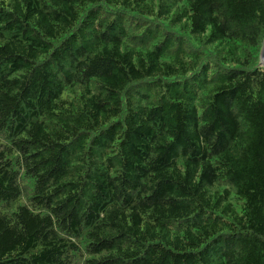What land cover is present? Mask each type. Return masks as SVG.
I'll return each instance as SVG.
<instances>
[{"label":"trees","instance_id":"trees-1","mask_svg":"<svg viewBox=\"0 0 264 264\" xmlns=\"http://www.w3.org/2000/svg\"><path fill=\"white\" fill-rule=\"evenodd\" d=\"M263 40L264 0H0V264H264Z\"/></svg>","mask_w":264,"mask_h":264},{"label":"water","instance_id":"water-1","mask_svg":"<svg viewBox=\"0 0 264 264\" xmlns=\"http://www.w3.org/2000/svg\"><path fill=\"white\" fill-rule=\"evenodd\" d=\"M262 62H263V65H264V47H263V50H262Z\"/></svg>","mask_w":264,"mask_h":264},{"label":"bare ground","instance_id":"bare-ground-1","mask_svg":"<svg viewBox=\"0 0 264 264\" xmlns=\"http://www.w3.org/2000/svg\"><path fill=\"white\" fill-rule=\"evenodd\" d=\"M83 24V23H82ZM69 103V102H68ZM60 107V106H59ZM67 110V109H66ZM69 110V109H68ZM119 116V115H118ZM109 123V122H108Z\"/></svg>","mask_w":264,"mask_h":264},{"label":"rangeland","instance_id":"rangeland-1","mask_svg":"<svg viewBox=\"0 0 264 264\" xmlns=\"http://www.w3.org/2000/svg\"><path fill=\"white\" fill-rule=\"evenodd\" d=\"M263 44H264V40H263ZM264 47V46H263Z\"/></svg>","mask_w":264,"mask_h":264}]
</instances>
